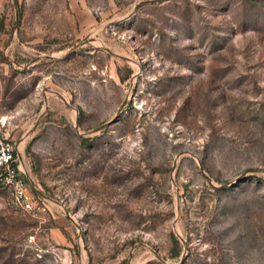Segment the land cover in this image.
Listing matches in <instances>:
<instances>
[{
	"label": "rangeland",
	"instance_id": "obj_1",
	"mask_svg": "<svg viewBox=\"0 0 264 264\" xmlns=\"http://www.w3.org/2000/svg\"><path fill=\"white\" fill-rule=\"evenodd\" d=\"M0 264H264V0H0Z\"/></svg>",
	"mask_w": 264,
	"mask_h": 264
},
{
	"label": "built area",
	"instance_id": "obj_2",
	"mask_svg": "<svg viewBox=\"0 0 264 264\" xmlns=\"http://www.w3.org/2000/svg\"><path fill=\"white\" fill-rule=\"evenodd\" d=\"M0 188L8 193V204L28 216L35 217L45 207L32 194L26 172L20 166L17 148L0 140Z\"/></svg>",
	"mask_w": 264,
	"mask_h": 264
}]
</instances>
